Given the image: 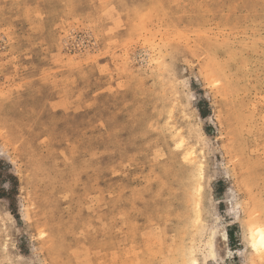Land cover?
<instances>
[{
    "label": "rangeland",
    "instance_id": "obj_1",
    "mask_svg": "<svg viewBox=\"0 0 264 264\" xmlns=\"http://www.w3.org/2000/svg\"><path fill=\"white\" fill-rule=\"evenodd\" d=\"M256 229L264 0H0V264H264Z\"/></svg>",
    "mask_w": 264,
    "mask_h": 264
},
{
    "label": "bare ground",
    "instance_id": "obj_2",
    "mask_svg": "<svg viewBox=\"0 0 264 264\" xmlns=\"http://www.w3.org/2000/svg\"><path fill=\"white\" fill-rule=\"evenodd\" d=\"M220 233L218 235L217 240L216 241L213 240L214 242L211 244L212 246L210 245L211 250L215 249L217 251L221 249L222 246H224V243L226 241V233L225 232H222L221 234ZM252 240H253L254 246L263 245L264 244V232L261 229L254 230L252 232Z\"/></svg>",
    "mask_w": 264,
    "mask_h": 264
}]
</instances>
